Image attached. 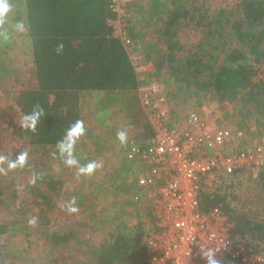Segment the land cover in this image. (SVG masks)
I'll return each instance as SVG.
<instances>
[{
  "label": "trees",
  "instance_id": "obj_1",
  "mask_svg": "<svg viewBox=\"0 0 264 264\" xmlns=\"http://www.w3.org/2000/svg\"><path fill=\"white\" fill-rule=\"evenodd\" d=\"M234 1L231 5L228 0L222 8L215 10L213 7L205 8L199 0H149L147 23L155 27L152 31L155 42L145 43L144 34L134 25L135 18H141L134 12L142 11L143 7L141 0H134L128 9L132 14L127 18L132 48L127 50L112 24L117 19L111 8L112 0H19L23 8L19 10L18 17L12 19L13 23L23 19L28 26L26 43L32 67L28 84L13 93V99L20 117L37 103L44 107L45 116L35 133L22 130L15 117L5 120L6 131L29 145V157L25 168L10 171L6 177L0 175V212L8 217L0 220V264H14L11 261L16 253L8 249L3 239L29 235L32 231L41 235L38 241L47 248L48 264L150 262L149 240L159 232L154 209L156 198H149L151 204L143 209L142 215H137L134 226L114 230L98 244L84 241V233L77 227H53L50 214L57 208L56 198L69 190H66L65 178L53 174L47 161L49 153L56 151V142L68 125L82 119L86 135L76 145L80 163L95 159L103 161L106 158L103 147L111 145L119 150H115L111 158H121L122 170L116 169L117 163L113 164V168L107 170L110 178L115 176V172L126 179L132 176L134 182L127 184L125 191L131 189L138 200L142 197L146 188L139 185L135 172L145 163L130 160L128 152L135 145L148 150L156 132L140 103L138 92L141 85L153 81L142 82L131 58L132 54L139 55L141 45V53L146 51L148 55L144 57L143 64L148 65L150 60H154L156 73L162 71L166 74L165 86L176 87L178 93L196 101L198 107H202L204 102L215 103L220 109L231 106L230 118L234 120L237 131L252 139L263 136L264 0ZM186 32L195 33L197 41L184 44L181 33ZM59 42L65 46L62 55H56L54 51ZM162 44L166 48L161 50ZM3 45L8 46L9 42L0 44ZM3 53L0 49V55ZM5 64L0 60V68ZM113 95L130 98L124 105L129 109L132 141L128 140L126 145H121L118 140L113 143L110 139L104 145L95 142L94 152L85 154L79 145L87 140L91 142L95 129L108 124L110 111L104 107V98ZM87 96H93L101 109L93 126L83 114V100ZM164 96L168 102L169 94ZM168 124L174 128L169 120ZM56 161L62 163L60 159ZM106 165L103 161V168L93 174L96 179ZM33 172L43 177L35 185L29 183ZM22 173L29 178L23 188L21 182L15 183V175ZM246 174L245 170L233 176L222 174V184L215 187L209 186L206 177H201L198 209L203 215L219 209L230 224L231 238L264 256V167L256 174L255 182L260 193L254 197L243 199L235 191L233 183L224 185L227 180L240 182ZM105 187L104 184L94 187L92 196L82 189L73 194L82 211L79 227L86 226L83 221L89 219L94 222L99 217L96 211L92 213L89 209L91 205L95 209L94 198L113 193L106 191ZM157 188L151 186L147 189ZM25 193L29 199L20 198ZM91 198V201H86ZM34 215L38 219L37 226L29 227L28 220Z\"/></svg>",
  "mask_w": 264,
  "mask_h": 264
},
{
  "label": "rangeland",
  "instance_id": "obj_2",
  "mask_svg": "<svg viewBox=\"0 0 264 264\" xmlns=\"http://www.w3.org/2000/svg\"><path fill=\"white\" fill-rule=\"evenodd\" d=\"M226 1L228 0H212V2L211 0H199L200 4H204L205 8L213 7L215 10L222 8ZM229 2L231 5L235 3L234 0H229ZM13 3L14 9L10 14V23L9 25H6L10 31H12V18L18 17L19 10L23 8V5L20 4L19 0H13ZM141 4L143 10L134 12V15L140 14L141 18H135L134 25L140 33L144 34L145 40L143 42H155L152 37V31L155 27L147 23L149 0H141ZM131 15L130 11H128L126 21L127 18L131 17ZM126 24L128 25V23ZM118 28L121 29V26H118ZM126 28L128 27L126 26ZM181 37L184 44H191L192 41H197L196 39H198V37L195 38V33L193 32H186L184 34L181 33ZM159 48L162 50L166 47L162 44ZM0 49L4 52L0 55V60L6 63L4 68H0V154L13 153V155H15L21 149H27L29 147L25 141L17 139L12 132L6 131L8 128L5 124V120H7L10 116L15 117L16 121L19 122L20 116L17 115V107L14 103L13 93H15L24 84L27 85L30 80L32 59L28 44L26 43V33L20 34L13 32V38L9 41V45L0 46ZM142 51L143 49L141 45L139 47V55L132 54L131 58L137 68V72L142 82L146 81L145 83H147L150 81H157L162 87L163 94H169L170 99H168L167 102L169 123H173V126L176 128H182L185 125L189 114L195 111H200L201 108L206 107V111L204 112V117H206V119L208 118V120L214 122V124H217L220 128H228L232 131H236L235 122L232 118H230L231 106H228L225 109H220V107L215 103L204 102L202 107H198L196 101H192L187 95L178 93V89L176 87L171 88L170 86H165L164 81L166 80V74L162 71L161 73H156V69L153 64L154 60H150L148 65L143 64L144 57H147L148 55L146 54V51L142 54ZM174 95L176 97H174ZM104 99L106 102L104 107L110 111V114H108L107 117L109 122L105 127H97L95 129V133H93V136L91 137L92 143L90 140L80 143L79 147L85 154L87 152L91 154L92 151L94 152L95 147L93 143L95 142L104 145V142L110 139L113 143H116V133L120 129H126L128 133V140L132 141V126L130 124L129 109L124 105V102H128L130 98H122L121 96L113 95L105 97ZM83 101H85L83 103L84 118L88 123H90L89 125L93 126V124L96 123L98 111L101 109L94 101L93 96H87ZM250 138L251 137L247 135V137H244L243 139H236L230 149L234 151L241 148L252 150L258 144L264 142V132L263 136H260V138ZM115 150L118 149L112 148L111 145H105L103 147V152H105L106 157L103 161H105L107 165L106 169L101 170L97 179L96 175H92L91 177H80L77 179L74 168L70 169L66 167L64 164L56 161V159L52 157L53 152L49 153V158L47 160L49 168L57 177L61 176L65 178L67 184L66 190H69L67 194H63L62 196L56 198L57 208L54 213L50 214V217L53 219V227L60 229L61 227L65 228L67 225H72L75 228L77 227L78 229H81V232L84 233V241L87 240L91 243L98 244L107 239L108 235L114 230H119L122 227H124L123 229L125 230L126 228L135 225L137 215H142L143 209L151 204V202H149V198L150 195L156 193V189H145L141 194L142 197L138 200V198L133 196V191H131V189L125 191L127 184L134 182V178L132 176L126 179L124 175H119L115 172V176L111 179L107 170H111L113 168V164L115 163L118 164L116 169H119L121 166V158H111L114 157V154L116 153ZM31 158L33 160H37L36 157L31 156ZM112 159L115 161H112ZM147 168V164L137 167L135 178H138V176L144 170H147ZM121 170L122 169L120 168L119 171ZM250 174L253 173L247 172V174L239 180L240 182H238V180H234L232 182L227 180L224 185L227 186L233 183L235 191L243 199L247 197H254L260 193V190L255 182L257 173L253 174L254 176ZM2 177L3 176H1V178ZM4 177H6V175ZM28 179L29 178L23 173L15 175V183L21 182L22 188ZM100 184H104L106 186V191H111L114 194L109 193L108 196L101 195L98 198H94L93 204L95 209L91 205L89 212L93 213L96 211L99 217L94 222L87 219L86 221H83L86 226L79 227L78 221L82 218L81 208H79L78 213L71 214V218H69L68 216L70 214L61 210L58 205L61 202L69 200L73 194L75 195V193L79 192L81 189L85 194L92 196L94 195L92 189ZM220 184H222L221 179L218 182L213 183L212 187ZM20 198L29 199V197L26 196V193L25 195L21 194ZM91 200L92 198L86 201ZM33 217H35V215ZM7 218L8 217L4 212H0V220H5ZM32 232L33 233L29 235L19 234L12 236L11 238L5 237L3 239V243L6 244L8 249L16 252L14 254L15 258L11 261L14 264H48L50 258L47 255V248L43 242L38 241L41 235L39 232ZM170 263L173 264V262H168L167 264Z\"/></svg>",
  "mask_w": 264,
  "mask_h": 264
},
{
  "label": "built area",
  "instance_id": "obj_3",
  "mask_svg": "<svg viewBox=\"0 0 264 264\" xmlns=\"http://www.w3.org/2000/svg\"><path fill=\"white\" fill-rule=\"evenodd\" d=\"M133 1L112 0L111 4L117 14L112 24L127 50L132 48V40L126 17ZM138 92L156 132L148 150L135 145L128 152L130 160L148 166L138 176L139 185L146 189L158 186L150 198H156L159 232L149 240L152 256L148 264H206L201 248L208 247L218 249L219 264H264L263 255L231 238L230 224L219 209L209 215L198 209L200 178L206 177L212 187L222 174L233 176L243 170L256 174L264 167V142L252 150L230 149L244 133L220 128L206 119V107L189 114L182 128H172L161 85L155 81L143 84Z\"/></svg>",
  "mask_w": 264,
  "mask_h": 264
},
{
  "label": "clouds",
  "instance_id": "obj_4",
  "mask_svg": "<svg viewBox=\"0 0 264 264\" xmlns=\"http://www.w3.org/2000/svg\"><path fill=\"white\" fill-rule=\"evenodd\" d=\"M13 0H0V44L7 43L12 40L13 32L26 33L28 26L23 19L16 20L11 23L9 30L6 25L10 23V14L13 12ZM64 43L59 42L55 45L54 51L56 55H62L64 52ZM45 116L44 107L37 103L32 106L31 110L21 115L19 119V127L25 131L35 133L37 126L42 117ZM86 135V128L82 119H76L68 125L65 129L63 136L56 142V151L52 153L54 159H60L62 163L72 169H75L77 179L80 177H91L99 169L103 168L102 160H91L87 163L81 164L76 155V145L82 137ZM116 138L121 145H126L128 141V133L126 129H120L116 133ZM28 149H21L18 153L0 154V175H7L8 172L16 169H23L28 166ZM42 175L33 172L29 183L35 185L38 179H42ZM61 210L66 211L68 214H76L79 212L77 205V198L71 197L65 202L58 205ZM38 223L37 217H31L28 220L29 227H36ZM218 249L213 247L201 248L202 258L206 260V264H219L216 258Z\"/></svg>",
  "mask_w": 264,
  "mask_h": 264
}]
</instances>
